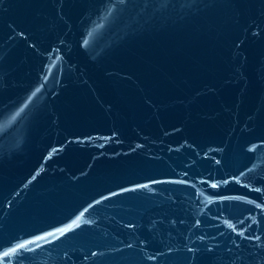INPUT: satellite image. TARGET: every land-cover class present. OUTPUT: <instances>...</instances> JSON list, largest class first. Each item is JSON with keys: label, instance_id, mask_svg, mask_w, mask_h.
Masks as SVG:
<instances>
[{"label": "water", "instance_id": "water-1", "mask_svg": "<svg viewBox=\"0 0 264 264\" xmlns=\"http://www.w3.org/2000/svg\"><path fill=\"white\" fill-rule=\"evenodd\" d=\"M0 264H264V0H0Z\"/></svg>", "mask_w": 264, "mask_h": 264}]
</instances>
